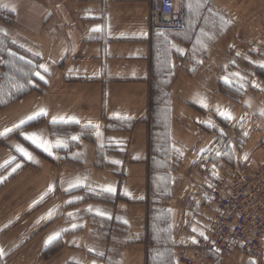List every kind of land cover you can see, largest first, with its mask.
I'll list each match as a JSON object with an SVG mask.
<instances>
[{"label": "crops", "instance_id": "1", "mask_svg": "<svg viewBox=\"0 0 264 264\" xmlns=\"http://www.w3.org/2000/svg\"><path fill=\"white\" fill-rule=\"evenodd\" d=\"M155 2L0 0L8 5L0 11L9 14L0 32L30 54L39 53L36 65L49 68L48 73L37 69L46 83L34 76L39 87L0 107V131L40 108L48 113L38 117L40 123L21 129L28 121L16 129L19 135L10 132L0 144V177H6L0 182L2 264H181L183 257H194L198 233L215 213L205 169L212 175L213 164L221 170L238 165L240 156L250 165L263 157L256 153L264 128H253L251 111L257 102L264 104V77L258 74L264 69L259 66L264 63V0H207L199 11L197 0H174L184 14V29L171 32L164 69L158 55L161 33L150 29L149 9ZM221 17L230 21L223 30ZM237 72L245 78L242 89L232 76ZM162 105L166 145L160 158L158 125L153 129L149 115ZM221 110L232 119L221 116ZM2 116L7 117L3 123ZM53 116L75 117L80 123L52 124ZM89 121L99 125V137L95 129L83 127ZM242 125L248 133L245 146L235 140ZM59 126H67L65 132L55 129ZM258 131L261 141L248 145ZM22 133L53 143L59 139L68 147L48 155ZM16 145L33 160L21 156ZM217 151L222 155L217 157ZM77 177L96 191L78 187L66 192ZM160 181L163 194L155 189ZM104 184H112L116 193L98 194ZM50 185L53 191L48 192ZM97 210L111 218L96 215ZM50 211L53 215L46 218ZM160 214L165 231L158 236ZM72 224L79 227L72 229ZM55 232L62 234L46 247ZM250 260L239 251L224 257L205 252L196 264Z\"/></svg>", "mask_w": 264, "mask_h": 264}, {"label": "built area", "instance_id": "2", "mask_svg": "<svg viewBox=\"0 0 264 264\" xmlns=\"http://www.w3.org/2000/svg\"><path fill=\"white\" fill-rule=\"evenodd\" d=\"M150 29L158 33L181 32L184 14L174 0H158L149 9ZM209 196L215 213L204 236L198 240L195 257L205 252L227 256L240 249L255 254L264 240V161L257 167L231 166L210 180ZM183 257L181 264H195Z\"/></svg>", "mask_w": 264, "mask_h": 264}, {"label": "snow or ice", "instance_id": "3", "mask_svg": "<svg viewBox=\"0 0 264 264\" xmlns=\"http://www.w3.org/2000/svg\"><path fill=\"white\" fill-rule=\"evenodd\" d=\"M206 2H207V0H197L196 10L199 11V9L202 6H204L206 4ZM0 7L7 8L8 5L7 4H4V5H0ZM188 7L191 10L192 9V4L189 3ZM12 10L14 11L15 9L13 8ZM208 11L211 12L212 11L211 8H209ZM220 20H221V26H222L221 27V30H223V28L226 27L230 23V21L224 20L223 17H221ZM93 31H100V29L99 28H95V29H93ZM201 35H205L206 36L207 33H204L203 30H201ZM13 43H15V41H13ZM197 43H201L199 37L197 38ZM20 47H23V45H21ZM177 52H179L181 55L184 54V50L183 49H179L178 48L177 49ZM10 54H13V53H10ZM33 55L39 56L40 54L39 53H33ZM237 55H239V53H237ZM20 59H23V57H20ZM28 63L31 64L32 62L31 61H28ZM233 63H234V61H233ZM259 66L261 68H264V63H260ZM37 69H42L44 73H48L49 72L48 66L46 64H38V65H35L34 68H33V70H32V72H31L32 75L36 76L41 81H45V83H46L47 81L45 80V76L42 75L41 72L39 70H37ZM232 76L239 78V80H240L239 88L242 89L244 87L243 81H244L245 78L243 76H241V74L238 73V72L237 73H233ZM223 79H224L225 83L232 84V80L229 79L228 77H224ZM28 83L29 84H32L33 81L29 80ZM252 86L254 88H258L259 87V85H257L255 82H253V85ZM19 87L22 88L23 85H19ZM201 103L203 104V101H201ZM203 106L206 107L207 105L204 104ZM47 114L48 113H47V110L46 109L40 108L37 111H34L31 115H28L24 119H21L19 121V123L13 124L11 128H5L3 131H0V137H5L10 132H13L16 129L21 128V126L24 125V124H26L28 121L35 120V119H37L38 117H41V116H46ZM219 114L221 116H223L225 119H232L231 114L229 112H227L226 110L219 111ZM260 115L262 117H264V111H262L260 113ZM116 118H119V116L117 115ZM125 119H130V118L125 117ZM51 123L52 124H57V123H77V124H79L80 121L76 120L75 117H71V116H68V117H65V116H59V117L53 116L52 117V120H51ZM83 127L85 129H95L96 130L97 137H99L101 135L100 132H99V125L94 124L91 121H89L86 124H84ZM243 134H244V136H247L248 135L247 132H244ZM23 135L25 136V139L31 141L37 148L42 149L48 155H52V149H54V148H64V149H67V147H68V144L66 142H64L62 140H59V139H57L53 143V142L48 141L47 139L38 138V136H37L36 133L23 134ZM70 139L72 141H78L79 140V137L78 136H72V137H70ZM100 146L103 147V142H101ZM175 150L178 153L180 151L179 149H175ZM16 151L18 153H20L21 156H23L26 160H33L32 154L30 152H28L25 148L21 147L20 145H16ZM201 151H204V149H201ZM221 155H222L221 152H219V151L216 152V156L217 157H219ZM245 159H247V157H245ZM14 160H15V157H12L10 159V161H8L7 163L8 164H11L12 162H14ZM112 163L117 164V163H119V161H112ZM19 167H21V165L17 164L16 165V168H13L12 171L13 172L16 171V169L19 168ZM214 169H215V164H213V175H216ZM4 179H6V177H0V182H3ZM78 187H86L89 191H93V192L96 191V189H93L90 185L85 184V182L82 179H80L79 177L71 180L68 183V187L65 189V191L67 192V191H70L71 189L78 188ZM209 187H212V185L209 184ZM47 191L48 192L53 191V187L50 185L48 187V190ZM116 191H117L116 188L112 184H104V185H101L99 187V193L98 194L113 195V194L116 193ZM127 194L128 193L125 192V195H127ZM41 199H43V196L41 197ZM37 203H38V201H37ZM67 203H72V201H68ZM88 211L91 212L92 209H88ZM52 215H53V213L50 211L48 213V217H46V218H50ZM69 215H71V213H69ZM96 215L102 216V217H106V218H109V219L111 218V217L108 216V214L106 212L100 211V210H97L96 211ZM124 222L127 223V221H124ZM77 227H79V226L76 225V224H72L71 225V228L72 229H75ZM192 230H193V232H196L197 231L196 228H193ZM63 231H68V229H64ZM61 234H62L61 232H55V233L49 235L47 237V239L45 240V242H44L45 246L47 247L48 245H50L53 242H55L56 240H58V238L61 236ZM198 234H199V236L204 237L205 239H207V237L204 236V232L203 231H200ZM192 243L193 244L197 243V241H196L195 238L192 239ZM88 251L91 252V251H94V250L93 249H88ZM98 255L103 256V253H98ZM5 256H6V253H5L4 249L0 248V261H2ZM93 264H94V262H93ZM249 264H256V262L254 260H250L249 261Z\"/></svg>", "mask_w": 264, "mask_h": 264}, {"label": "rangeland", "instance_id": "4", "mask_svg": "<svg viewBox=\"0 0 264 264\" xmlns=\"http://www.w3.org/2000/svg\"><path fill=\"white\" fill-rule=\"evenodd\" d=\"M40 6V5H39ZM41 7V6H40ZM35 8V10L38 12V14L39 15H41L42 13H41V11L39 10V9H37L36 7H34ZM9 14L8 13H6V12H3V11H0V24H5V25H7L8 24V21H9ZM150 16V15H149ZM150 25H151V19H150ZM171 36V32H166V33H161V34H159V37H160V52H159V54L158 55H160V63H161V68L162 69H164L165 67H166V63H167V58H168V51H169V46H168V42H169V37ZM16 44V43H15ZM16 45H18V44H16ZM18 47H20L19 45H18ZM8 49V51L10 52V53H13V54H15L16 53V51H13L12 49H9V48H7ZM20 49H22L23 51H26L24 48H22V47H20ZM27 52V51H26ZM17 55L18 56H22L21 54H18L17 53ZM28 55H30L31 56V58H34V57H36V56H34V55H32V54H30L29 52H28ZM23 59H25V60H27V61H31L32 63H34V61L32 60V59H30V58H28V57H23ZM258 74L259 75H261L262 77H264V69L263 70H260V71H258ZM13 80H14V78L13 77H9L8 75H7V77H6V80H5V83H4V85H3V87H0V98L3 100V99H5V98H13L14 96H16V95H20V94H22V93H24L25 91H27V89L29 88V87H25V85L24 84H19V83H15V82H13ZM32 81V80H31ZM0 84H2V72L0 71ZM19 85H23V87L21 88V87H19ZM31 86H32V88L35 90L37 87H39L40 85L39 84H37V83H35V82H33L32 84H30ZM1 86V85H0ZM36 87V88H35ZM11 88V89H10ZM13 89V90H12ZM33 90V91H34ZM32 92V91H31ZM30 93V92H29ZM28 94V93H27ZM27 94H25V95H27ZM25 95H23V96H25ZM22 96V97H23ZM21 98V97H20ZM161 103H163L164 104V102H162V100L160 101ZM6 107V106H5ZM153 108V107H152ZM158 109V112L157 113H155V116L153 115V109L151 110L150 109V115H149V122L150 123H152V126H153V129L156 127V125H158V127H157V129H156V133L158 134V147H159V149H157L156 150V155H159L160 156V158L161 157H164L165 155H164V151H165V149L163 148L165 145H166V134H165V122H166V115H167V112H166V107H165V105H162V106H160V107H158L157 108ZM160 110V111H159ZM262 111H264V104L263 103H258L257 102V105L256 106H254L253 108H252V111H251V116L253 117V118H255V121H256V123H255V125H254V127L253 128H260V127H262V128H264V117H262L261 115H260V113L262 112ZM154 116V117H153ZM5 118H7V117H4V116H2V118H1V121H2V123L4 122V119ZM155 121L157 122V124L155 123ZM244 126L245 125H242V126H240V129H239V134H237L236 136V138H235V140L241 145V146H245V144H244V140L245 139H247V136H244V132H246V131H244ZM251 127V126H250ZM67 127H63V126H59V127H55V129L57 130V131H59V132H65V131H63V130H65ZM18 132H19V130H16L15 131V134H16V136L17 135H19L18 134ZM8 136V135H7ZM7 136H5V137H0V144H3V141H4V139L7 137ZM221 137V136H220ZM261 137H262V133H260V131H258V133H256V134H253V136H252V140H251V143H248V145H253V143H254V141L255 142H260L261 141ZM226 138V137H225ZM220 142L221 143H223V140L220 138ZM260 145L262 146L261 147V149L259 150V151H257V153L256 154H258V155H263V157L259 160V161H257V162H255L253 165H250V164H248V163H246V162H244L243 160H242V156H240L241 157V159L238 161V166L239 165H245V166H247V167H251V168H254V167H257L259 164H261L263 161H264V141L262 142H260ZM214 149H216V147H214ZM224 150H225V156H226V159L228 158V156H230V153H229V149L227 148V145H225L224 146ZM244 150H245V148H244ZM214 151V150H213ZM242 151H243V148H242ZM245 152H247L246 150H245ZM24 164L25 163H22V165H21V167L22 166H24ZM237 165V164H236ZM236 165H233V166H236ZM21 167H19V168H21ZM229 167H231V166H229ZM19 168H17V169H19ZM228 168V167H227ZM226 169V168H225ZM206 170V173H207V175H209L208 177H209V179L211 180L212 179V177L213 176H215V175H213V172H212V175H210V173H211V170H210V173H209V168H207V169H205ZM224 169H214V171H215V173H216V175H218V174H220L221 173V171H223ZM210 180H209V182H210ZM155 189H157L158 190V192L160 193V191H161V194H163V193H165V191H166V187H165V185H164V183L162 182V181H160L158 184H157V186H156V188ZM156 202H159L158 200H155ZM155 202V203H156ZM161 202V201H160ZM162 203V202H161ZM158 217V222H159V224H158V227H157V230H156V234L158 235V236H160V235H162V233H164V231H165V226H164V216L162 215V214H160V215H158L157 216ZM163 237V236H162ZM198 245V244H197ZM196 249H197V247H196ZM195 249V250H196ZM235 251H239V252H241V253H243V254H246V255H248V256H250L251 257V259H253L256 263L258 262L259 264H264V240H263V242H262V245H261V247H260V249L258 250V252L257 253H255V254H252V253H248V252H246V251H242V250H240V249H237V250H235ZM208 252H210V251H208ZM234 252V251H233ZM232 252V253H233ZM195 253V252H194ZM213 253V252H212ZM230 255V254H229ZM201 256L202 255H200V257H195V259H194V257H192L194 260H195V264H196V262H197V260L198 259H200L201 258ZM221 257H224V256H221ZM0 264H2V261H0Z\"/></svg>", "mask_w": 264, "mask_h": 264}, {"label": "trees", "instance_id": "5", "mask_svg": "<svg viewBox=\"0 0 264 264\" xmlns=\"http://www.w3.org/2000/svg\"><path fill=\"white\" fill-rule=\"evenodd\" d=\"M7 48L12 49L13 51H16V53L14 55L10 54ZM17 53L21 54L22 56H18ZM20 57H28L32 59L34 63L29 64L27 60L20 59ZM38 61L39 59L37 57L31 58V56L28 55V52L20 49V47H18V45H16L15 43H13V41L8 36L0 32V71L2 72V84H0L1 85L0 87H3L7 75L9 77L14 78L13 82L24 84L25 87H29L27 91H25L24 93L20 95H16L13 98H5L3 100L0 98V107H4L8 105L9 103L22 97L23 95L34 90L32 86L28 83V81L36 80L34 75L31 74V72L34 66L38 63ZM41 120H42L41 118H38L34 121H31L30 123L24 125L21 129L27 128L31 125L38 124L41 122ZM53 126L54 125L50 126L52 130H53ZM33 149L39 154H41L40 151L37 150L36 148L33 147ZM45 253L47 254L48 252H45Z\"/></svg>", "mask_w": 264, "mask_h": 264}]
</instances>
